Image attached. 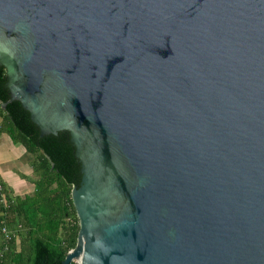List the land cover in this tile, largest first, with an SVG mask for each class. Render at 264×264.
<instances>
[{
	"label": "water",
	"instance_id": "water-1",
	"mask_svg": "<svg viewBox=\"0 0 264 264\" xmlns=\"http://www.w3.org/2000/svg\"><path fill=\"white\" fill-rule=\"evenodd\" d=\"M0 97L73 182L62 264H264V0H0Z\"/></svg>",
	"mask_w": 264,
	"mask_h": 264
},
{
	"label": "trees",
	"instance_id": "trees-1",
	"mask_svg": "<svg viewBox=\"0 0 264 264\" xmlns=\"http://www.w3.org/2000/svg\"><path fill=\"white\" fill-rule=\"evenodd\" d=\"M0 97V135L24 146L30 156L32 194L13 195L0 178V264H62L77 241L79 222L71 199L73 182H67L35 137L19 128ZM5 227L11 239L2 233ZM19 244V245H18ZM69 264H78L71 261Z\"/></svg>",
	"mask_w": 264,
	"mask_h": 264
},
{
	"label": "crops",
	"instance_id": "crops-1",
	"mask_svg": "<svg viewBox=\"0 0 264 264\" xmlns=\"http://www.w3.org/2000/svg\"><path fill=\"white\" fill-rule=\"evenodd\" d=\"M15 144L20 145V143H14L13 141L9 145L0 141V164L3 162L6 166L5 170L0 169V178L6 183L13 195L32 194L35 189L32 181V177H34L32 169L28 170L24 168V165L18 164V155L20 154L16 151L17 146ZM24 152H26L25 148ZM9 162H12V169L7 166Z\"/></svg>",
	"mask_w": 264,
	"mask_h": 264
},
{
	"label": "rangeland",
	"instance_id": "rangeland-1",
	"mask_svg": "<svg viewBox=\"0 0 264 264\" xmlns=\"http://www.w3.org/2000/svg\"><path fill=\"white\" fill-rule=\"evenodd\" d=\"M0 141L1 142H5L8 145L10 144V142H12L11 139L9 138V136L6 133H2L0 135ZM23 150H24V147H23L22 144H20V145H18L16 147V151L18 152V154H20V155H18L19 156L18 164H22V165H24V168H26L28 170H31L30 164H29L30 156L27 154V152L23 153ZM7 166H9V168L12 169V167H13L12 162L11 163L9 162V164H7ZM5 167H6L5 164L2 162L0 164V169L5 170Z\"/></svg>",
	"mask_w": 264,
	"mask_h": 264
},
{
	"label": "built area",
	"instance_id": "built-area-1",
	"mask_svg": "<svg viewBox=\"0 0 264 264\" xmlns=\"http://www.w3.org/2000/svg\"><path fill=\"white\" fill-rule=\"evenodd\" d=\"M0 194H1L2 201L5 203L6 200H5V197H4V193L2 192V185H1V183H0ZM2 233H3L4 238L6 240H10L11 239V234H9V232L7 231V229L5 227L2 228Z\"/></svg>",
	"mask_w": 264,
	"mask_h": 264
}]
</instances>
